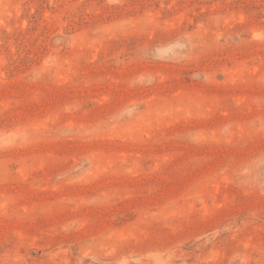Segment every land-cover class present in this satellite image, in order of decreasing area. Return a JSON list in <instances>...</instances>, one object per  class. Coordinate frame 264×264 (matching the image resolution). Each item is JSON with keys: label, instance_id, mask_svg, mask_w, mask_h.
<instances>
[{"label": "rangeland", "instance_id": "374dc122", "mask_svg": "<svg viewBox=\"0 0 264 264\" xmlns=\"http://www.w3.org/2000/svg\"><path fill=\"white\" fill-rule=\"evenodd\" d=\"M0 264H264V0H0Z\"/></svg>", "mask_w": 264, "mask_h": 264}]
</instances>
